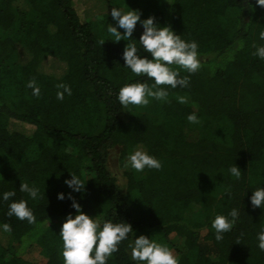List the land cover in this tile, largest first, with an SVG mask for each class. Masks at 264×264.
<instances>
[{"label":"trees","instance_id":"trees-1","mask_svg":"<svg viewBox=\"0 0 264 264\" xmlns=\"http://www.w3.org/2000/svg\"><path fill=\"white\" fill-rule=\"evenodd\" d=\"M118 1L0 0V197L15 191L0 199V264H64L59 231L69 212L77 214L69 193L101 224H132L107 264H137L129 245L142 234L171 249L179 264H264L256 239L264 210L250 200L264 186V60L253 55L264 45V6L256 0ZM99 3L109 10L92 15ZM113 6L134 9L141 20L155 16L198 42L201 67L180 69L186 87L162 85L167 99L149 98L144 110L119 103L123 85L153 81L123 65L128 41L112 40L107 30ZM142 32L138 22L130 42L143 56ZM32 80L39 96L27 86ZM59 84L71 88L63 100ZM191 113L206 127L190 123ZM115 147L124 184L108 166ZM138 148L162 167L126 168ZM235 164L239 179L228 172ZM72 174L85 184L80 192L64 182ZM22 180L40 189L39 199L19 190ZM21 199L35 223L7 215L9 204ZM233 208L239 217L218 241L211 222Z\"/></svg>","mask_w":264,"mask_h":264},{"label":"clouds","instance_id":"clouds-1","mask_svg":"<svg viewBox=\"0 0 264 264\" xmlns=\"http://www.w3.org/2000/svg\"><path fill=\"white\" fill-rule=\"evenodd\" d=\"M168 2L171 3V0ZM256 3L264 6V0H256ZM111 17L116 22L115 25L111 23L107 29L114 37L112 40L116 42L121 39L128 41L123 52V65L136 76L143 75L153 81L151 85L140 81L123 85L119 89L117 99L125 108L129 105H148L149 98L166 100L168 89L161 87L162 85L171 88L186 87L189 80L187 77L180 76V69L188 73H195L201 67L198 42L183 39L171 26L157 23L155 16L141 20L140 12L134 9L125 12L122 8L113 6ZM138 22L143 27L138 42L144 53H148V55L138 54L136 43L130 42ZM259 39L264 40V31L259 33ZM253 55L264 60V45H257ZM173 65L178 67L173 68ZM27 86L33 89V95L39 96L40 88L34 80L29 81ZM57 87L63 89V91L57 92L58 100H63L65 93L71 95L70 86L59 84ZM179 99L181 102L184 100L183 97ZM187 120L193 124L199 122L195 113L189 114ZM124 166L142 172L146 168L160 169L162 162L146 150L138 148L128 154ZM228 172L237 179L242 174L241 168L237 164L231 166ZM64 182L72 192H80L85 185L79 177L73 174ZM19 190L27 193L28 197L33 200L39 199L41 195L37 186L30 185L23 180ZM14 195L15 191H5L0 199L8 201ZM57 198L63 200L65 194L60 192ZM68 198L72 201L71 207L77 214L73 216L69 212L59 231L63 242L61 254L64 264H107L109 257L118 250L119 243L128 239V234L133 231L132 224L112 222L111 220L101 224L96 216L93 217L82 211V205L73 198L71 193L68 194ZM250 200L253 208L264 210V186L253 189ZM7 215L15 216L20 220L26 219L29 223L36 222V217L25 199L12 201L9 204ZM238 217V209L233 208L227 216L217 215L212 220L211 227L215 230L218 241L223 239L225 232L233 228ZM3 229L8 231L10 226L5 223ZM256 239L258 248L264 251V228L257 233ZM129 246L132 250L131 258L137 264H179L178 258L171 249L147 235H139Z\"/></svg>","mask_w":264,"mask_h":264},{"label":"rangeland","instance_id":"rangeland-1","mask_svg":"<svg viewBox=\"0 0 264 264\" xmlns=\"http://www.w3.org/2000/svg\"><path fill=\"white\" fill-rule=\"evenodd\" d=\"M113 4H118L119 1L118 0H110ZM109 10V8L105 7L104 5H102V3H99L96 7L94 6L92 8V15H98V14H102L103 11H107ZM113 25H115V21L113 20L111 22ZM121 31H123L121 29ZM146 105H129V108L134 110V109H137V110H144ZM196 124H202V127H206V122L204 120H199L198 123ZM199 132V129L198 128H194V130L191 132V134H193L194 136H196V134H198ZM108 166H109V169L111 171L112 174H114L119 183L120 184H124L125 183V178L123 176V171H122V168L120 166V162H119V149L117 147L113 148L111 151H110V155H109V159H108ZM88 173V172H87ZM101 221V218H97ZM155 241H157L156 239L152 238V237H149ZM39 253V251L37 250L36 252H34L33 254H27V256L29 257H33V256H37Z\"/></svg>","mask_w":264,"mask_h":264}]
</instances>
